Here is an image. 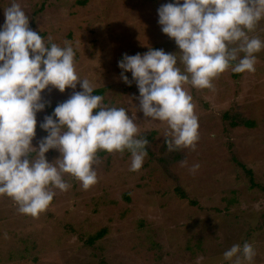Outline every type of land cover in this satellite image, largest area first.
Wrapping results in <instances>:
<instances>
[{
  "label": "rangeland",
  "instance_id": "obj_1",
  "mask_svg": "<svg viewBox=\"0 0 264 264\" xmlns=\"http://www.w3.org/2000/svg\"><path fill=\"white\" fill-rule=\"evenodd\" d=\"M13 0H0L4 9ZM29 27L46 43L70 42L76 71L95 88L105 87L103 103L138 106V89L120 79L122 53L143 54L148 47L178 52L174 38L162 33L157 9L171 0H15ZM182 2V0H181ZM249 35L264 39V19ZM255 71L233 72L231 66L212 88L184 87L198 117L196 148L169 151L163 122L137 110L147 153L139 170L130 171V153L98 150L97 182L88 189L69 174L66 191L55 193L37 216L22 214L16 202L0 194V264H234L223 258L233 244L251 243L255 256L241 264H264V48L255 53ZM237 73V74H235ZM125 75L131 79V73ZM76 91L80 90L77 82ZM51 85L42 90L49 101L37 112V141L43 116L68 98ZM252 125H232L233 118ZM33 155H35L33 153ZM46 159L59 156L49 149ZM159 157L170 160L164 165ZM200 166L190 171L192 164ZM253 171V183L240 165ZM180 185L187 197L176 188ZM100 229L94 244L88 238Z\"/></svg>",
  "mask_w": 264,
  "mask_h": 264
},
{
  "label": "clouds",
  "instance_id": "obj_2",
  "mask_svg": "<svg viewBox=\"0 0 264 264\" xmlns=\"http://www.w3.org/2000/svg\"><path fill=\"white\" fill-rule=\"evenodd\" d=\"M161 31L174 38L178 52L148 47L136 54L122 53L117 61L120 79L138 89V106L116 107L93 94L95 85L82 78L75 67V50L46 43L29 27V19L19 4L4 9L0 24V194L13 199L22 214L37 216L53 199L52 188L66 191L69 174L88 189L97 182L94 165L97 151L131 155L129 170H139L147 155L148 140L137 127V110L148 119L163 122L169 151L196 148L198 117L192 96L184 87L212 88L213 79L231 66L233 72H254L256 55L264 39L249 35L264 19V0H171L157 9ZM131 73V79L126 72ZM77 82L80 90L76 91ZM52 86L68 98L43 116L36 135L37 112L50 103L42 90ZM95 110V112L93 111ZM59 156L46 159L49 149ZM33 153L35 155H33ZM198 163L190 167L195 172ZM251 261L253 245L233 244L223 252L234 264Z\"/></svg>",
  "mask_w": 264,
  "mask_h": 264
},
{
  "label": "trees",
  "instance_id": "obj_3",
  "mask_svg": "<svg viewBox=\"0 0 264 264\" xmlns=\"http://www.w3.org/2000/svg\"><path fill=\"white\" fill-rule=\"evenodd\" d=\"M82 2H83V0H82ZM235 74H237V73H235ZM104 91H105V87H98V88H94V92H93V94H99V95H103L104 94ZM94 112H95V110H93ZM232 125H238V123H241V124H244V125H252L253 124V122L252 121H250V120H241V118H233V120H232ZM145 138L148 140L149 139V137H147V136H145ZM146 150H147V153H149V154H152V151H151V149L148 147V144L146 145ZM159 159V161L161 162V163H164V165L166 166V164L168 163V162H170V160L169 159H167V158H162V157H159L158 158ZM240 165L245 169V171L247 172V174L249 175V179H250V181H251V184L253 185V184H255V183H253V171L251 170V169H249V168H246V166H245V164H243V163H240ZM178 188H176V190H177V192L180 194V196L182 197V198H185V197H187V193L185 192V190L182 188V187H180V185H178L177 186ZM105 233H106V229H100V230H98L97 232H95L94 234H92L89 238H88V242L90 243V244H94L98 239H101L104 235H105Z\"/></svg>",
  "mask_w": 264,
  "mask_h": 264
}]
</instances>
